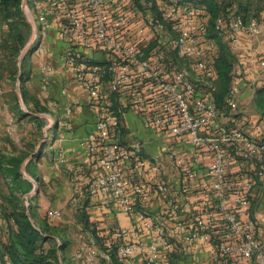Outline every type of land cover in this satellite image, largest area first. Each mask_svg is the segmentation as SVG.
<instances>
[{
  "label": "built area",
  "instance_id": "2783aa9c",
  "mask_svg": "<svg viewBox=\"0 0 264 264\" xmlns=\"http://www.w3.org/2000/svg\"><path fill=\"white\" fill-rule=\"evenodd\" d=\"M23 9L36 37L54 27L68 44L63 61L94 116L84 149L96 175L83 180L79 167L59 155L57 167L65 166L72 186L71 208L98 199L131 221L112 230L107 253L78 251L76 262H109L115 250L121 263L141 255L144 264H171L173 252L190 257L186 247L213 243L208 264H264V220L252 214L255 191L264 184V130L250 133L247 119L236 118L245 76L253 88L264 79V23L240 15L216 20L233 49L245 38L250 63L236 71L229 111L221 112L213 65L218 44L208 35L204 7L183 0H25ZM99 53L105 64L97 63ZM41 72L46 89L54 68L43 64ZM76 107L64 113L69 130ZM127 112L159 143L156 154L147 153L146 139L127 138ZM156 200L162 206L151 211Z\"/></svg>",
  "mask_w": 264,
  "mask_h": 264
},
{
  "label": "crops",
  "instance_id": "0c3cea01",
  "mask_svg": "<svg viewBox=\"0 0 264 264\" xmlns=\"http://www.w3.org/2000/svg\"><path fill=\"white\" fill-rule=\"evenodd\" d=\"M259 47L261 54H264V37H261ZM67 48L68 44L64 42L56 28L53 27L45 31L42 38V46L39 49L40 60L33 66L34 68L32 67L29 70L31 78L26 82L27 89H24V97L29 107H33L29 97L32 94V90H34L37 100L46 110L45 114H42L43 117L59 123V128L52 130L51 139L42 148V152L38 155L39 157L36 159L31 158L29 176L35 179L37 186L32 205L37 207L38 216L44 218L48 211L58 210L62 216L53 218L54 225L62 228L71 225L72 216L70 214L76 213V211L70 206L72 186L68 179L69 176L67 177L66 168L65 166L62 169L57 167L59 155L63 154L68 162L74 163L79 167L83 174V180L96 175V167L84 149L85 139L94 129V116L88 106L89 98L87 92L82 84L69 73L63 61ZM242 49L245 52L241 51L237 55L240 65L245 63L244 58L247 47L244 46ZM95 58L98 61H104L101 53L96 54ZM43 64H49L54 68V74L47 82L46 89L42 87L44 74L40 71V67ZM248 77L243 84L237 114L246 115L248 119L246 130L250 133H256L262 129L264 130V118L255 109L256 86L253 88L248 85V80L252 78L251 76ZM63 91H65V94H63ZM72 103H77V107L70 121L72 130H69L66 126L64 113L66 107ZM123 125L125 126L127 138L146 139L149 142L146 147L148 154H156L159 151V143L151 134L146 132L139 117L127 112L123 117ZM0 126L3 129L2 132H5L6 129L3 128L1 122ZM4 147L5 142L0 139V150H3ZM235 174L236 171L233 170L232 175ZM255 192L257 197L252 202V214H256L261 220H264V184L260 183ZM68 204L69 206H67ZM161 206L162 203L156 200L151 204L150 210L157 211ZM87 211L90 221L96 222L100 230L127 228L131 225V221L122 211L105 209L98 199L91 200ZM186 249L190 253L189 264H208L214 244H195L186 247ZM188 262L183 260L174 262V264H188ZM128 264H144L143 258L141 255H136Z\"/></svg>",
  "mask_w": 264,
  "mask_h": 264
},
{
  "label": "trees",
  "instance_id": "16d2710c",
  "mask_svg": "<svg viewBox=\"0 0 264 264\" xmlns=\"http://www.w3.org/2000/svg\"><path fill=\"white\" fill-rule=\"evenodd\" d=\"M153 1L155 3L161 1L162 3L165 0ZM183 1L192 6L205 8L203 15L209 24L208 35L218 44V51L213 56L217 80L215 100L218 109L221 112H227L229 108L226 101L235 73L237 70L245 72L249 68V57L246 51L245 63L240 65L237 55L244 51L242 48L246 45L245 38H242L239 49H233L224 40V37L218 34L215 25L216 20L221 17L228 21L234 16L240 15L245 22L256 19L264 23V0H260L261 4L259 5H255L252 0ZM22 4L23 0H0V16L9 28V38L14 39L19 47L25 46L27 41L25 30H29L31 26L24 17ZM97 63L105 64V61H97ZM247 78L249 77L245 76V80ZM255 94V109L264 118V79L257 83ZM24 101L26 102L25 97ZM44 111L46 112V110ZM21 115L27 116L24 113ZM236 116L237 119L242 117L247 119L244 114L236 113ZM33 118H36V116H33ZM36 119L40 121L39 118ZM29 155L30 153L26 151L10 154L5 153L4 149L0 150V177L5 181H9L8 193L5 196L0 194L2 197L0 201V264H5L6 260H9L11 264H68L69 260L65 257V251L70 248V241L66 240L64 229L54 225L53 218L48 215L49 211L44 218H41L37 214V207L33 206L32 203L25 207L21 199L16 197L13 191L12 186L21 187L20 185L24 183L29 184L28 181H21L23 164L29 158ZM31 163L32 161L27 164V168H30ZM90 202L91 200H88L83 208L80 209L83 212L82 222L85 230L100 245L102 252L107 253V245L112 239V230H100L97 223L90 221L87 211ZM109 257V262L104 260L106 263L128 264L121 263L118 260L115 250L109 252ZM184 258L188 257L183 256L179 252H173L171 254V264L183 261L185 260Z\"/></svg>",
  "mask_w": 264,
  "mask_h": 264
},
{
  "label": "rangeland",
  "instance_id": "374dc122",
  "mask_svg": "<svg viewBox=\"0 0 264 264\" xmlns=\"http://www.w3.org/2000/svg\"><path fill=\"white\" fill-rule=\"evenodd\" d=\"M252 1L255 5L261 4L260 0ZM23 13L31 25L29 30H25L27 41L24 47H19L14 39L9 38V28L0 16V122L3 128L6 129L5 132L0 134V139L5 142V147L3 148L5 153L18 154L21 151H26L31 155H29V158L34 155L32 158L36 159L42 152V148L49 143L53 125L57 122H52L51 119L47 120V118L43 117L42 114H45V109L37 100L34 90H32V94L29 97L33 107H29L28 103L24 101L23 92L24 89H27L26 81L31 78L29 70L40 60L39 49L42 46L44 34L36 37L31 24L30 14L28 15L24 9ZM31 42H33L32 48L27 49V45ZM22 113L27 114V116H22ZM32 114L39 118L40 121L33 118ZM27 167H25L24 171L22 169L21 181H28L29 184L24 183L20 185L21 187L12 186L16 197L21 199L25 207V197L30 195L26 198H28V204H31L35 197L33 190L36 188L35 179L30 178V168ZM0 188V194L5 196L8 193L9 181H5L0 177ZM82 215L83 212L80 209L76 213L70 214L72 216L71 225L63 228L66 240L70 241V248L65 251V257L69 260L68 264H77L74 257L78 251H86L89 248L98 247L102 252L97 241H93L94 238L91 239V234L85 230ZM186 257L188 258L184 259L188 262L189 256ZM95 264L109 263H106L101 257H97Z\"/></svg>",
  "mask_w": 264,
  "mask_h": 264
},
{
  "label": "water",
  "instance_id": "95a60500",
  "mask_svg": "<svg viewBox=\"0 0 264 264\" xmlns=\"http://www.w3.org/2000/svg\"><path fill=\"white\" fill-rule=\"evenodd\" d=\"M25 6V0H23V7ZM31 24H32V22H31ZM32 45H33V42H31V43H29L28 45H27V49H29V48H32ZM31 158L32 157H30V158H28L26 161H25V163L23 164V171L25 170V167L27 166V164H28V162L31 160ZM36 190H37V186H36V188L33 190V193H35L36 192Z\"/></svg>",
  "mask_w": 264,
  "mask_h": 264
}]
</instances>
